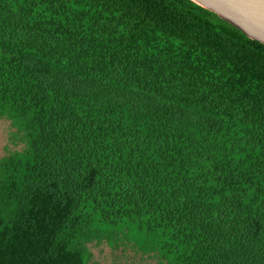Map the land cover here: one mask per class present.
<instances>
[{
	"label": "trees",
	"instance_id": "16d2710c",
	"mask_svg": "<svg viewBox=\"0 0 264 264\" xmlns=\"http://www.w3.org/2000/svg\"><path fill=\"white\" fill-rule=\"evenodd\" d=\"M0 264H264V44L190 0H0Z\"/></svg>",
	"mask_w": 264,
	"mask_h": 264
},
{
	"label": "water",
	"instance_id": "95a60500",
	"mask_svg": "<svg viewBox=\"0 0 264 264\" xmlns=\"http://www.w3.org/2000/svg\"><path fill=\"white\" fill-rule=\"evenodd\" d=\"M264 44V0H190Z\"/></svg>",
	"mask_w": 264,
	"mask_h": 264
},
{
	"label": "rangeland",
	"instance_id": "374dc122",
	"mask_svg": "<svg viewBox=\"0 0 264 264\" xmlns=\"http://www.w3.org/2000/svg\"><path fill=\"white\" fill-rule=\"evenodd\" d=\"M16 130L11 122L0 118V159L9 152L22 150V144H15L12 136ZM94 264H156L157 261L137 252L132 247L111 249L106 244L90 246Z\"/></svg>",
	"mask_w": 264,
	"mask_h": 264
}]
</instances>
